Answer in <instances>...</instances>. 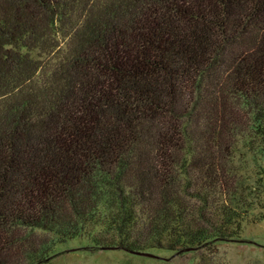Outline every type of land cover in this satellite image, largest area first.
<instances>
[{
  "label": "trees",
  "instance_id": "obj_1",
  "mask_svg": "<svg viewBox=\"0 0 264 264\" xmlns=\"http://www.w3.org/2000/svg\"><path fill=\"white\" fill-rule=\"evenodd\" d=\"M241 139L264 159V0H0V264L240 241Z\"/></svg>",
  "mask_w": 264,
  "mask_h": 264
},
{
  "label": "rangeland",
  "instance_id": "obj_2",
  "mask_svg": "<svg viewBox=\"0 0 264 264\" xmlns=\"http://www.w3.org/2000/svg\"><path fill=\"white\" fill-rule=\"evenodd\" d=\"M234 164L243 172L254 171L264 159L255 157L241 139L234 152ZM251 211L250 220L241 225L240 241H219L209 247L172 252L152 248L148 253L157 258L134 255L121 250H88L87 242L73 239L53 248L52 256L43 264H264V210ZM41 234L38 233L37 237Z\"/></svg>",
  "mask_w": 264,
  "mask_h": 264
},
{
  "label": "water",
  "instance_id": "obj_3",
  "mask_svg": "<svg viewBox=\"0 0 264 264\" xmlns=\"http://www.w3.org/2000/svg\"><path fill=\"white\" fill-rule=\"evenodd\" d=\"M104 250H113V249L105 248ZM190 250H192V248H187L184 251H190ZM130 253L134 254V255L149 257V258H157V257L153 256L152 254H150L148 252H130Z\"/></svg>",
  "mask_w": 264,
  "mask_h": 264
}]
</instances>
